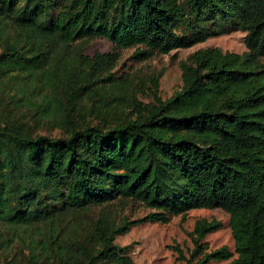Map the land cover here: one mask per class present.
Returning a JSON list of instances; mask_svg holds the SVG:
<instances>
[{"label":"trees","instance_id":"1","mask_svg":"<svg viewBox=\"0 0 264 264\" xmlns=\"http://www.w3.org/2000/svg\"><path fill=\"white\" fill-rule=\"evenodd\" d=\"M230 30L246 33L247 49H197L181 62L171 96L159 93L156 76L151 102L119 95L128 111L77 119L80 97L99 95L108 108L103 88L124 89L118 50L136 47L132 57L142 60ZM95 37L114 51L77 47ZM0 86L64 129L48 135L0 122L2 252L21 245L23 264H131L118 234L220 207L237 255L223 245L201 261L264 264V0H0ZM123 199L151 211L121 223L100 217L85 236L63 229L62 215ZM219 226L200 221L197 245ZM17 255L0 264H18Z\"/></svg>","mask_w":264,"mask_h":264},{"label":"rangeland","instance_id":"2","mask_svg":"<svg viewBox=\"0 0 264 264\" xmlns=\"http://www.w3.org/2000/svg\"><path fill=\"white\" fill-rule=\"evenodd\" d=\"M9 30L12 29L9 28ZM245 35L246 33L242 30L222 31L209 36L206 40L176 48L169 53H156L142 60L132 57L136 47L122 48L118 50L119 56L115 71L120 77L128 79L124 84V89L113 85H106L103 88L105 94L112 97L108 108L98 101L99 95L86 94L80 97L77 119L97 121L98 117L107 112L106 109L114 110L116 108L118 111L123 109L128 111L130 108L127 104L129 98L132 99L135 95L144 102H151L153 100V78L156 76L159 77V93L164 98L169 97L181 87V62L186 60L191 53L208 46H217L223 51L243 52L247 49ZM77 47L83 48V52L89 55L114 51L113 42L104 37L78 42ZM14 92L15 90L9 92L0 86V122L14 120L24 123L33 133L62 134L63 128L53 125L47 121L48 118H40L32 109V105L24 104L21 101L11 102V95ZM119 95L126 96L127 103L122 99H117ZM92 109L95 110V113L92 112ZM150 211L151 208L142 202L123 199L113 201L105 206L93 207L87 211L62 215L60 220L64 224L63 229L69 236L78 234L85 236L90 233L92 225L100 217L108 219L110 222L121 223L126 218L143 217ZM229 217V213L220 207L194 208L185 215L172 214L167 222L147 220L135 224L128 232L118 234L115 242L124 247V252L131 259V264H184L190 259L194 264H227L231 259L212 258L204 262L201 259L205 253L223 245H227L234 252V257L237 255ZM203 220L208 222L217 220L221 222V226L209 231L198 241L199 245H197L195 240L198 235L196 225ZM20 246L16 245L5 252L0 250V261H4L6 256L11 259L17 253L18 264H23L29 252L26 249L23 251L24 249Z\"/></svg>","mask_w":264,"mask_h":264}]
</instances>
